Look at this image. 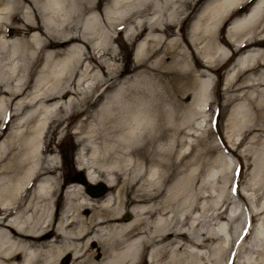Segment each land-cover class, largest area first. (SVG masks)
I'll return each instance as SVG.
<instances>
[{"label":"bare ground","instance_id":"1","mask_svg":"<svg viewBox=\"0 0 264 264\" xmlns=\"http://www.w3.org/2000/svg\"><path fill=\"white\" fill-rule=\"evenodd\" d=\"M100 1L0 0V264H59L68 252H72L70 264H138L147 250L149 264H197L206 258L193 252L176 253L187 245L208 247L207 264L223 260L239 264L240 258L241 264H264V231L255 233L251 226L257 218L264 225V147L239 151L236 145L230 149L221 141L230 154L247 161V169L252 168L249 190L256 203L252 208L250 198L238 188L241 179L229 183L230 188L235 183L236 197L243 200L247 213L243 227L231 239L228 236L241 213H231L232 202L223 196L229 174L231 178L234 173L244 174L241 160L237 167L227 162V156V161L218 160L224 185L218 198L207 199V207L201 208L205 196L194 188L193 172L172 183L178 160L170 164L160 160L158 168L148 172L138 168L124 178L131 180L122 189L123 196L119 189L100 200L89 198L74 183L62 192L63 184L55 178V156L50 154L58 124L65 120L70 124L72 117L85 113L83 126L88 117L96 116L97 126L86 139L92 157L81 166L87 171V182L101 180L92 173L112 172L117 161L104 164L97 159L100 155L108 160V154L116 157L118 151L130 147L133 151L132 142L152 126L164 136L193 126L198 115L204 117L194 106L205 110L213 85L211 73L237 53L224 90L228 101L242 98L246 106L241 101L240 109L232 112L231 135L260 139L264 136V50L246 48L250 44L264 47V0H255L231 20L227 39L218 37L216 29L245 0H208L189 29L187 41L175 40L171 45L164 43L162 34L171 32L172 22L181 16L183 21L192 19L194 0H113L114 9L132 11L127 21L136 32L127 39L145 40L140 44L143 60L121 66L108 30L119 27L116 17L107 12L105 21L86 22L82 17L94 12ZM181 23L183 30L186 20ZM13 34L20 38H11ZM35 70L39 75L31 81ZM88 79L93 82L85 85ZM191 95L187 110L183 102ZM102 101L91 113L90 108ZM92 138H101L100 151L90 144ZM140 156L145 158V151ZM103 180L107 185L114 182ZM61 192L64 203L57 210L53 197ZM126 207L133 218L120 222ZM88 209L91 213L85 216ZM201 210L209 215L196 218L194 213ZM252 253L254 258H250Z\"/></svg>","mask_w":264,"mask_h":264},{"label":"rangeland","instance_id":"2","mask_svg":"<svg viewBox=\"0 0 264 264\" xmlns=\"http://www.w3.org/2000/svg\"><path fill=\"white\" fill-rule=\"evenodd\" d=\"M206 1L208 0H194V2H196V11L193 13V15H191L192 19H185V24H187V27H184L183 30L180 29V26L182 25L181 22L185 21H183L182 16L177 22H172V25L170 27L171 32L169 30H166V32L164 31V33L162 34V38L165 40V44L167 43L168 45H171L175 40H179L181 42L187 41L189 37V29L191 28L193 22L196 20L199 12L203 9V5ZM254 1L255 0H245L228 16H225L216 29L217 36L227 39L228 25L231 20L235 16L247 11L248 8L254 3ZM113 4V0H101L97 5L98 8L94 12H88L82 17L87 22L93 20L94 18H96V20L105 21V12L111 13L113 16H115L116 24L119 27L109 28L108 30H110L109 33L115 40L112 43V48L116 51V53H118L120 58V61H118L117 64L121 66L124 62H128L129 65H133V63L138 59L143 60L140 52V44L145 40H143L144 37H137L135 39L132 38L131 40L127 39L129 35L136 32L133 24L129 22V20L127 21L129 17H132V11H125L124 7L114 9ZM138 8L139 6H137V9ZM135 16L136 15H134V18ZM17 24L18 23H14L13 25ZM102 24L105 25L104 22ZM124 29L126 30L124 31ZM257 36L259 37V35ZM15 37L20 38L19 35L17 36L13 34L11 36V38ZM158 45L160 46V44ZM158 45H156L155 48L159 47ZM243 46H246V43ZM234 47L235 46L231 47L232 50H234ZM144 48L145 45L142 49ZM227 48L229 49V47ZM261 48L256 44H250V47L246 49H250V51H254L256 49L264 50L263 46H261ZM246 49H244V51ZM239 54L240 53H237L232 57L228 56L229 60H227L226 63H218L219 70L216 69L217 72L215 74L211 73L210 76L213 81V85L210 91V97L208 101L209 105L207 104L205 106V110L202 109L203 107L200 108V106L198 105L194 106V108L197 109V111L201 112V114L202 112H204L205 114L204 117H200L201 115H198L194 121L193 126L183 128L177 133L168 131L164 136H160L158 130L156 129V126H152L146 134L139 135L137 140L135 142H132L131 146L135 144L133 151H131L130 147L126 152L118 151V156L116 157L113 156L114 153H111L110 155L108 154L110 159L112 158L111 160H107L106 158L102 157V155L97 158L101 160V162H104V164H108L109 162H113L114 160L117 161V167L115 170H112V172L102 174H100L99 172H96V174L92 173L96 178L101 179L93 183V185H99L100 183L105 187V192L100 197L93 198L88 195L86 193L85 186L81 181V179H85V173L87 172L85 168L82 169L81 164L83 165L87 157H92L91 151L87 150L86 145H88V143L86 139L90 136L93 128L97 126L98 122L94 120L96 116L88 117L83 126H81V121H83V119L86 117L85 113H80L72 117V121L70 124L67 120L58 124L56 126V133L53 135L52 141L50 143V149L53 150V152L50 154L51 156H55V164L57 165L55 178L59 184H63L61 191H65L68 186L74 183L81 185L84 189L85 194L89 198L103 200L101 198L109 195H115L119 189L122 192L121 196H123L124 192L122 191V189L126 188L127 184H129L131 180L130 178L124 179L125 177L133 175L134 172H138L140 169L142 171L147 170V172L149 169H157L159 165L158 161L160 160L165 161L164 163L166 164H170L171 162H175L178 160L179 165L174 171V176H172V183L178 180V178L180 177L186 179V177H188V175L193 172L196 178L194 182V188H199L200 193L205 196V199L201 200L200 204V207L204 208L207 207V204L205 203L207 199L210 200L218 198L219 189L224 185L222 179L224 172L223 169L218 166V160H223V162L227 161L225 159V157L227 156L229 157L227 162H231L234 167L238 166L239 160L242 161V170L244 174L241 175V177L238 176V178L241 179L238 188L241 189L244 195L250 198L251 207L254 208L256 203L254 202L251 190H249V181L251 179L252 168L250 167L247 169L245 166V163L247 161L244 158H236L235 156L230 154L229 151L221 144L222 141L224 145H226V147L230 149L234 144L233 146L236 145L239 151L244 149L259 150L264 147V136H262L260 139L251 140V136L247 135L246 138L241 140L242 134H239V136L231 135V114L232 112L240 109L239 105H242L241 101L244 102L243 105L246 106V101L242 98L234 101H228L227 95L229 93H225L224 79L228 76L229 67ZM151 60H155V58H151L149 61ZM166 62H169V59ZM106 63L109 64L114 62L112 60L106 59ZM261 69L264 72V67H262ZM36 72L37 70H35L32 74L33 78L31 81H33L36 75H39V73L36 74ZM246 74H249V72H246L245 75ZM254 74L257 75L259 74V72ZM91 82L93 81L88 79L84 82V84H90ZM120 85L121 83L119 84V86ZM119 86L113 88L112 91H114ZM262 87L263 86H260L259 88ZM68 95V93L62 95V100H65ZM104 101L100 102L97 107L90 108V112L93 113L96 108H100V106L104 104ZM191 101L192 95L183 102V105L187 107V110L192 103ZM245 106L243 108H245ZM207 107L208 110H206ZM186 109H184V112L186 111ZM252 112L254 113V116H256V111H254V109H252ZM152 125L157 124L156 122H154ZM7 132H9V129H6L4 131L5 134H7ZM228 135L230 138L227 137ZM91 141L92 142L90 144L96 146L99 151L102 149L103 143L101 141V138H92ZM144 151L146 156L145 158L143 156H140V153H143ZM182 156L185 157L181 160ZM253 161L254 159H252V162ZM122 172L124 173V175ZM114 173L120 174L119 177H117ZM229 177L230 179H228V184L225 189V196H223V198L226 200L230 198L232 202L229 205L231 213H241L240 219L235 223V228L232 229L231 234L228 236L229 239H231L235 237V234H237L236 231L239 230L241 226L243 227L244 217H247V213L244 210L245 206L243 204V200L236 197V193H233L229 186V183H232L237 179V174L234 173L232 178L229 174ZM104 178L114 180V182L112 183V185H107L103 180ZM62 192L61 194L58 193L53 197L54 209L58 210L64 203ZM207 212H203V210L196 211L194 215L196 218L203 219L204 216L209 215ZM90 213L91 211L88 209L84 212V215L88 216ZM132 218L133 213L130 211V207L122 209L119 217L120 222H127ZM222 224L225 226L226 221H223ZM252 226H255V233L258 229L264 231V225H262V221L259 218H257V220L252 223ZM213 228H216V226H214ZM218 241L219 239H217L210 245L213 247L216 243H218ZM237 250L238 245H235L234 251ZM209 251L210 249L208 247L200 248L193 245H187L181 250H178L176 253L186 255L189 252H193L207 258ZM148 252L149 250L144 251L142 258H138V264H149V257L147 255ZM255 255L256 254L252 253V255H250V258H254ZM206 258H204V260H199L197 264H207L208 261ZM71 260L72 252H68L67 254L60 257L58 262L59 264H70ZM239 260V264H241V258ZM224 262L225 261L223 260L222 264H225Z\"/></svg>","mask_w":264,"mask_h":264},{"label":"water","instance_id":"3","mask_svg":"<svg viewBox=\"0 0 264 264\" xmlns=\"http://www.w3.org/2000/svg\"><path fill=\"white\" fill-rule=\"evenodd\" d=\"M81 181H83V180L81 179ZM86 191L91 196L96 197V196H100V195L104 194L105 187L101 184H99L97 187H93V186L88 185L86 187Z\"/></svg>","mask_w":264,"mask_h":264}]
</instances>
